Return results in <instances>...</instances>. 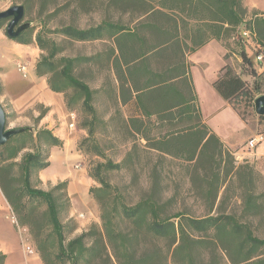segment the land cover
I'll list each match as a JSON object with an SVG mask.
<instances>
[{
  "label": "trees",
  "instance_id": "16d2710c",
  "mask_svg": "<svg viewBox=\"0 0 264 264\" xmlns=\"http://www.w3.org/2000/svg\"><path fill=\"white\" fill-rule=\"evenodd\" d=\"M64 1L66 11L94 12V0ZM57 2L38 0L36 18L27 21L37 22L38 28L27 29L13 39L26 45L35 43L40 49L37 76L46 77L50 89L64 96L69 111L84 108L94 114L95 91L78 75V70L84 66L90 71L92 65L98 64L108 73L109 96L121 105L137 101L141 114L125 122L128 131L133 126L137 136L146 141L141 149L148 155L145 157L151 159L157 153L161 162L167 158L187 162L190 189L186 196L176 189L171 191L167 174L157 166L138 171L132 151L119 164L100 163L94 173L88 174L101 185L89 192L100 210L101 225L93 224L65 243L53 191L33 187L31 182L34 170L49 168L50 150L64 145L51 130L38 129L47 112L41 109L34 120L35 134L25 131L0 145V187L8 202L15 210L24 198L30 203H46L58 238L55 259L63 263L168 264L172 260L174 264H264V236L258 235L259 227L264 226V176L250 162L239 163L202 125L201 114L193 105L186 60V54L212 38L223 44L232 38L240 46L249 76L264 78V70L252 59L249 43L239 35L241 28L253 30L256 41L264 46L263 33L255 25L264 24V19L254 12L252 16L256 17L249 21L250 12L243 0H105L101 7L105 13L99 21L84 27L70 21L52 29L48 8H57ZM20 4L25 9L24 18H29L33 0ZM186 19H195L199 24L190 29ZM182 32L186 37L192 33V47L186 43L182 46ZM55 35L62 41L57 42ZM75 43H99L104 50L93 56L68 54ZM182 81L192 97H184L179 90ZM213 86L244 120L247 111L254 109L260 91L258 81L250 87L229 64L221 69ZM153 118L168 123L170 130L153 136ZM185 120L191 122L186 129H173L177 122ZM19 157L22 188L16 189L9 173ZM104 169L129 172V188L139 193L136 200L127 201L126 192L111 186L102 175ZM65 185L59 184L55 189ZM188 196L201 202V216L190 212L186 205ZM39 254L48 264L42 247ZM5 259L0 253V264H5Z\"/></svg>",
  "mask_w": 264,
  "mask_h": 264
},
{
  "label": "rangeland",
  "instance_id": "374dc122",
  "mask_svg": "<svg viewBox=\"0 0 264 264\" xmlns=\"http://www.w3.org/2000/svg\"><path fill=\"white\" fill-rule=\"evenodd\" d=\"M25 0H0V12H4L9 8L21 5ZM105 0H94L91 5L92 13H72L66 11L67 3L64 0H58L57 8L50 6L49 12V25L52 29H56L62 23H68L70 21H77L81 27L90 25L95 21H99L103 17V8ZM102 3V4H101ZM34 6L32 7L29 18L25 19L20 23V26L26 25V29H31L32 27H37V22L27 23L28 20L35 19L39 11L38 0H33ZM72 10V8H71ZM116 15V14H115ZM10 20H3L0 22L6 32L7 25ZM256 25L257 31H261L264 36V24ZM38 31V29H37ZM36 31V32H37ZM233 35V34H232ZM56 36L57 42H61L62 38L58 35ZM263 38V37H262ZM226 43V45H225ZM225 43L222 45L227 49L226 59L221 57V52L215 50L214 55V65L211 66L209 72L207 73L210 78H213L215 70L226 63L234 69V71L241 75L245 81L248 82L250 87H253L255 81L260 83V91L257 93V98L264 95V78H253L249 76L250 70L243 66L242 58L240 56V46L232 40V38L226 39ZM104 50L102 44H78L75 43L73 47L68 51L70 55H85L93 56ZM221 51V50H220ZM217 52V53H216ZM91 70H87L86 67L82 66L78 70V75L86 82L89 83L91 88L95 91L93 106L95 108L94 114L89 113L86 109H77L70 111L74 115V126L70 127L71 136L73 138V144L71 152L73 155L74 162L69 167L70 171L85 169L88 173H94L95 167L102 163L107 164L111 161L114 164H119L125 158V156L132 151L135 155L134 157V167L138 171H148L152 167H158L165 171L167 174V183L170 190H178L182 195H188L190 189L188 176V163L174 158H167L164 162H161L159 155L153 153L150 158L144 152L141 151L146 145V141L141 139L139 135L137 136L135 128L126 129V122L131 118L137 117L139 111L137 107V101L134 99L130 101L127 105H121L119 101L109 96L108 93V73L102 70L98 64L91 66ZM204 71L200 65H196L194 68V76L198 80L202 79ZM72 92H69L68 96H71ZM111 95V94H110ZM42 108L37 107L40 111ZM9 111V118L7 121V130H19L26 128H33L35 124L34 113L27 112L23 115H16L15 113ZM263 116H259L254 109H249L247 114H245V120L249 118L257 119V121L263 126L261 129L264 132V119ZM113 118V121L111 119ZM151 123L152 135L161 136L165 135L167 131L170 130L169 124L166 122H159L157 118H153ZM134 127L136 124H133ZM186 124L183 122H178L175 125V130L183 131L186 129ZM87 127V128H85ZM137 127V125H136ZM30 132L34 133V130ZM8 142V141H7ZM6 142V143H7ZM246 149V147L244 148ZM51 151V150H50ZM155 155V156H154ZM233 156L236 159L235 154ZM237 160V159H236ZM20 157L17 160V165H14L9 173V180L16 189L22 188V175L19 167ZM51 161V154L49 162ZM243 163L244 161H239ZM255 170L261 173L260 168L256 164H251ZM259 166L264 168V161L259 164ZM63 166L59 163L55 164V168H52L50 173L62 172ZM43 171L34 170L31 177V182L33 187L42 189L44 191H53L54 197L56 199L59 218L64 226V237L65 243L70 240L80 236L82 233L87 231L93 224L101 225L100 210L96 204V212L93 214L78 213L77 216L72 214L71 201L67 193V186L69 182V176L66 174H60L58 178H40V174ZM105 180L111 186H118L121 188L122 192L125 193L127 201L136 200L138 197V192L136 190H131L129 185L131 183V176L129 172L125 170L116 169H104L102 172ZM264 176V175H263ZM143 177V176H142ZM144 182V179H141ZM65 183V186H61L55 189L59 184ZM101 185L93 180V185L91 189L99 188ZM3 203L0 205V210H6L15 224L16 231L22 236L26 243H30L39 252V248H43L44 256L48 264H70V262H60L55 259L58 253V238L54 232L51 219L48 215L47 205L44 202H32L30 203L27 198L20 201L18 210H15L13 206L8 202L7 198L4 196ZM16 203H19L15 199ZM96 203V202H95ZM186 205L189 206L190 212L198 217L204 213L201 202L193 197L188 196L186 199ZM83 209V208H81ZM257 226V223L255 224ZM0 229L4 230V226L0 224ZM258 235L264 236V226L258 229ZM168 264H174L172 260Z\"/></svg>",
  "mask_w": 264,
  "mask_h": 264
},
{
  "label": "crops",
  "instance_id": "0c3cea01",
  "mask_svg": "<svg viewBox=\"0 0 264 264\" xmlns=\"http://www.w3.org/2000/svg\"><path fill=\"white\" fill-rule=\"evenodd\" d=\"M243 2L250 12L249 21L256 17L252 16L254 12L258 13L260 19H264V0H243ZM186 21L190 23L188 26L190 29L199 24L195 19H186ZM191 35L192 33L190 37L184 36V33L181 35L180 40L183 47L185 43L192 47ZM215 50L221 52V57L226 59L227 49L214 38L196 51L186 54L193 90V105L199 110L202 125L206 126L209 133L215 135L228 150L235 154L237 160L256 164L264 175V168L259 166L264 161V140L253 151L248 152L244 149L249 140L259 135L264 137V132L261 131L263 126L254 118L244 120L231 104L215 90L213 84L221 69L228 63L227 61L218 67L213 78H210L207 73L214 65ZM40 56L41 51L35 43L21 44L11 39L3 28L0 29V104L5 110L6 121L9 118L8 109L18 116L32 112L35 119L40 115L37 107L47 111L39 123L38 129L51 130L56 137L63 141L64 145L62 148L53 147L51 149L50 166L41 172L40 178L44 179L50 176L58 178L63 173L69 176L67 193L71 201L72 214L75 216L78 213L94 215L97 207L89 194L93 179L85 169L69 170L74 162L71 152L73 138L70 127L75 120L67 109L64 96L50 89L46 77L37 76L36 65ZM196 65H200L204 71L202 79L198 81L194 76ZM179 90L184 97H192L185 82L182 81L179 84ZM137 107L138 115H140L141 110L138 104ZM183 123L188 126L191 122L185 120ZM26 129L27 131L34 130V128ZM56 163H59L64 169L62 172L50 173ZM3 199L4 193L0 187V205L4 202ZM0 224L4 226V230L0 229V253L6 256L5 264H45L36 248L30 243H26L16 231L15 224L6 210H0Z\"/></svg>",
  "mask_w": 264,
  "mask_h": 264
},
{
  "label": "water",
  "instance_id": "95a60500",
  "mask_svg": "<svg viewBox=\"0 0 264 264\" xmlns=\"http://www.w3.org/2000/svg\"><path fill=\"white\" fill-rule=\"evenodd\" d=\"M24 17L25 9L22 5H16L4 12H0V21L10 20L6 28V33L11 39H15L23 31L26 30V25L19 26V24L24 20ZM254 104L256 113L259 116H264V95L257 98ZM25 131H27V129H19L13 131L7 130L6 113L2 105L0 104V145H4L13 136Z\"/></svg>",
  "mask_w": 264,
  "mask_h": 264
},
{
  "label": "built area",
  "instance_id": "2783aa9c",
  "mask_svg": "<svg viewBox=\"0 0 264 264\" xmlns=\"http://www.w3.org/2000/svg\"><path fill=\"white\" fill-rule=\"evenodd\" d=\"M240 37L249 43V47L252 51V59L257 64V66L260 68V70H264V46L259 44L256 41V34L253 30L244 29L241 28L239 30ZM73 118L74 115L72 114ZM75 119V118H74ZM74 126V123L71 125V127ZM264 140L263 135H259L256 138H253L247 142L246 150L248 152L253 151L259 143H261Z\"/></svg>",
  "mask_w": 264,
  "mask_h": 264
},
{
  "label": "flooded vegetation",
  "instance_id": "af4514ba",
  "mask_svg": "<svg viewBox=\"0 0 264 264\" xmlns=\"http://www.w3.org/2000/svg\"><path fill=\"white\" fill-rule=\"evenodd\" d=\"M19 26H20V24H19ZM17 28H18V27H17ZM17 28H16V29H17Z\"/></svg>",
  "mask_w": 264,
  "mask_h": 264
}]
</instances>
